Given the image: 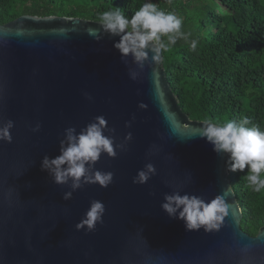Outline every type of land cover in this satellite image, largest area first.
Masks as SVG:
<instances>
[{"label": "water", "instance_id": "water-1", "mask_svg": "<svg viewBox=\"0 0 264 264\" xmlns=\"http://www.w3.org/2000/svg\"><path fill=\"white\" fill-rule=\"evenodd\" d=\"M99 29L78 17L26 14L0 25V123L14 122L12 142L0 141V264H264V226L255 236L241 229L227 156L197 135L202 121L180 108L162 59L132 80L130 58L126 64L113 48L118 38L97 39ZM101 115L117 143L132 134L127 151L95 164L114 173L107 188L85 185L65 201L69 188L55 185L41 161L59 155L67 127L79 132ZM152 145L160 151L148 156ZM148 162L156 175L133 184ZM176 184L182 194L225 198L229 214L218 232L186 231L161 210ZM94 199L105 205L103 222L77 230ZM246 245L252 249L242 253Z\"/></svg>", "mask_w": 264, "mask_h": 264}, {"label": "trees", "instance_id": "trees-1", "mask_svg": "<svg viewBox=\"0 0 264 264\" xmlns=\"http://www.w3.org/2000/svg\"><path fill=\"white\" fill-rule=\"evenodd\" d=\"M146 0H0V25L21 15L78 17L99 22L120 8L131 18ZM182 19L181 39L162 52V65L182 111L193 121L247 117L264 130V0H151ZM250 125V126H251ZM229 179L242 211L240 227L255 236L264 226V189L248 186L243 172Z\"/></svg>", "mask_w": 264, "mask_h": 264}, {"label": "clouds", "instance_id": "clouds-1", "mask_svg": "<svg viewBox=\"0 0 264 264\" xmlns=\"http://www.w3.org/2000/svg\"><path fill=\"white\" fill-rule=\"evenodd\" d=\"M100 35L118 38L113 48L119 53L121 60L128 63L130 58L134 68H129L130 79L135 80L139 72L147 63L158 64L162 59V52L168 51L178 40H185L190 47H197V40L190 39V33L182 30V19L171 11L162 10L157 4L146 0L131 16L113 7L99 16ZM95 29H90L93 34ZM86 99L92 97L84 93ZM140 108L146 105L140 104ZM134 120V117H133ZM247 117L239 120L218 122L204 119L197 130V135L205 139L219 156H227L230 171L243 172L247 168L245 177L247 184L254 191L264 189V130L251 125ZM131 126V121L125 127ZM14 122L6 120L0 123V141L11 143L10 130ZM40 124L31 129L38 132ZM115 129L107 125L104 116H96L91 122L77 132L75 127H67L63 132V139L59 142V155L49 158L45 155L41 161V170L47 172L52 182L57 186H67L69 191L62 199L67 201L73 192L85 185H98L107 188L112 182L114 173L101 171L94 166L104 154L115 158L118 152L127 151V144L132 139L129 132L123 140L116 142ZM160 149L156 145L150 146L147 155L154 156ZM156 175L153 163H146L133 177V184L144 185L152 176ZM171 193L163 196L161 210L169 217L183 221L186 231L203 229L205 234L218 232L229 214L230 205L222 195L205 199L200 195L184 192L183 184L173 185ZM13 189H9L11 193ZM105 205L100 200H91L82 219L75 225L77 230L95 231L96 225L103 222ZM251 245L241 248L242 253H248Z\"/></svg>", "mask_w": 264, "mask_h": 264}]
</instances>
